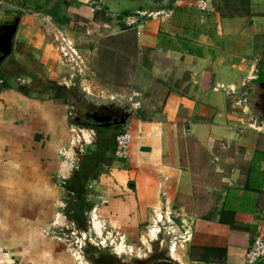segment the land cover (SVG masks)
Listing matches in <instances>:
<instances>
[{
	"label": "crops",
	"instance_id": "obj_1",
	"mask_svg": "<svg viewBox=\"0 0 264 264\" xmlns=\"http://www.w3.org/2000/svg\"><path fill=\"white\" fill-rule=\"evenodd\" d=\"M233 1L243 4L0 0V53L19 18L0 64V264H71L52 228L71 222L85 232L87 212L98 236L104 224L133 242L144 231L150 247L159 228L149 224L172 210L185 231L163 263L247 264L264 235V0ZM135 12L145 14L140 34L122 21ZM73 50L85 71L96 66L85 88L109 97L146 91L137 84L165 89L157 116L128 119L127 157L116 150L123 125L71 117ZM106 53L123 60L103 69ZM77 193L84 227L67 211Z\"/></svg>",
	"mask_w": 264,
	"mask_h": 264
},
{
	"label": "rangeland",
	"instance_id": "obj_2",
	"mask_svg": "<svg viewBox=\"0 0 264 264\" xmlns=\"http://www.w3.org/2000/svg\"><path fill=\"white\" fill-rule=\"evenodd\" d=\"M229 1L230 4H235L233 7L234 9L236 6L243 4V2L233 0ZM229 6L231 7V5ZM229 10L232 11L233 9L231 10L229 8ZM121 55L122 54L116 53L103 54L102 68L112 69V66H114V63L117 60H123ZM93 63L92 65L89 63L86 64V71L84 70L85 64L81 68L76 65L79 72L76 70L77 72L75 75H70V105L71 102L76 99V97L81 96L82 100L85 98H90L94 101L121 102L127 108L139 112V114L144 117H155L158 115L159 112L157 110L161 108L165 89L159 90L160 87H158L157 83H151L146 84L145 87H141L137 84L138 88H143V90L146 91L134 96L109 97L108 90L104 91V89L97 93L95 85L85 88L86 85H88V83H86L87 81H84V83L81 84L82 78H87L90 80L91 70H96V66H93ZM118 85H121V83H118ZM123 88H126V86H123ZM71 117H74L75 119V113L72 110V107ZM195 149L196 153L200 152L197 147ZM213 167H215V164L213 166H209V169L213 170ZM159 211L161 212L162 210ZM167 215L170 216V219H167ZM167 215L166 219L168 221L161 217L159 220H152L149 224V228L155 225H157L159 228L156 239H152L150 241V247L143 243L142 235L145 234L144 231L141 234L140 239L133 242L129 240L128 237H123L121 233L119 234V232H116V230L112 229L110 225L103 223V237L98 236L91 228L92 223L90 222V212H87L86 214V225L88 227L87 231H81L77 225H73L71 222L68 224L64 223L61 225H54L52 231L63 238L62 242L65 244V248L69 250L73 258L71 260V264H98L96 259H93L97 257L99 258V264H162V260L159 259L163 257L165 250L169 252V246H171L174 242L179 241V239L182 241V234L185 231V229L182 227V225H185V223L182 221V216L177 215L174 210L170 211V213L168 212ZM186 228H188V226H186ZM145 229L147 228L145 227ZM108 231H110V233H108ZM121 241H124L127 245L125 248L126 250L122 252H116L115 245ZM129 247H131L132 250H130ZM77 252H80L82 258H76L75 254Z\"/></svg>",
	"mask_w": 264,
	"mask_h": 264
},
{
	"label": "built area",
	"instance_id": "obj_3",
	"mask_svg": "<svg viewBox=\"0 0 264 264\" xmlns=\"http://www.w3.org/2000/svg\"><path fill=\"white\" fill-rule=\"evenodd\" d=\"M145 14L141 12H135L131 14H127L123 16L122 21L124 25H126L128 28H135L137 29V33H141V29L143 27V24L145 22L144 20ZM71 48V47H70ZM72 51V48H71ZM65 56H71L74 54V57H72V60L76 62V65H78L79 68L83 67L80 64L83 63V58L81 54H78L73 50V53L64 52ZM5 83V78L2 74H0V87ZM126 125H123L122 128L118 131L116 135V150L119 156L127 157L129 148L131 145V142L133 140V134L130 130V127ZM264 260V235H259L257 238H255L254 242L251 244V246L248 248L247 251V264H255L257 262H260Z\"/></svg>",
	"mask_w": 264,
	"mask_h": 264
},
{
	"label": "flooded vegetation",
	"instance_id": "obj_4",
	"mask_svg": "<svg viewBox=\"0 0 264 264\" xmlns=\"http://www.w3.org/2000/svg\"><path fill=\"white\" fill-rule=\"evenodd\" d=\"M71 107L75 113V121L95 127H102L101 124L113 122L123 110L122 107L111 105L105 108L99 102L93 101L90 98L82 100L81 96L76 97L71 102ZM162 264H172V262L169 263L167 261Z\"/></svg>",
	"mask_w": 264,
	"mask_h": 264
},
{
	"label": "water",
	"instance_id": "obj_5",
	"mask_svg": "<svg viewBox=\"0 0 264 264\" xmlns=\"http://www.w3.org/2000/svg\"><path fill=\"white\" fill-rule=\"evenodd\" d=\"M19 23V18H17L15 20L14 23H12L9 28H10V34L8 36V40H7V44L5 46V48L3 49V51L0 53V64L1 62L4 60V58L12 51V45H13V38H14V34L16 32L17 26ZM94 101V100H93ZM99 102L102 106H104L105 108L111 106H118V107H122L123 110L121 111V113L118 114L117 118H115V120L113 122H107L104 124H101L104 127H110V126H119V125H125L128 122V119L132 116L133 114V109L127 108L126 106L123 105V103L121 102H117V101H109V102H105V101H96ZM109 113V111H107ZM261 119L262 116H258L257 117V124L260 125L261 124ZM77 122V121H76ZM84 124V123H81Z\"/></svg>",
	"mask_w": 264,
	"mask_h": 264
},
{
	"label": "trees",
	"instance_id": "obj_6",
	"mask_svg": "<svg viewBox=\"0 0 264 264\" xmlns=\"http://www.w3.org/2000/svg\"><path fill=\"white\" fill-rule=\"evenodd\" d=\"M71 182H69L68 184L70 185ZM78 193L73 196L71 199H69L68 201V205H67V211L71 210L72 208H74V219L79 223L80 227H84V223H82V219L84 218L82 216V207L85 205L86 203V199L82 196H77ZM94 260L96 259L97 263L99 264V258H93Z\"/></svg>",
	"mask_w": 264,
	"mask_h": 264
}]
</instances>
